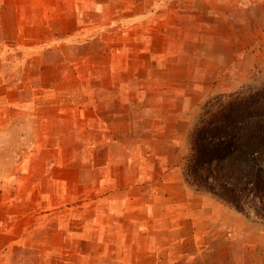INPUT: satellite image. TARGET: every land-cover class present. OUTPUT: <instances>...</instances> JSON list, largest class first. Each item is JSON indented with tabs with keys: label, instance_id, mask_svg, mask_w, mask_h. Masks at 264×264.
<instances>
[{
	"label": "rangeland",
	"instance_id": "374dc122",
	"mask_svg": "<svg viewBox=\"0 0 264 264\" xmlns=\"http://www.w3.org/2000/svg\"><path fill=\"white\" fill-rule=\"evenodd\" d=\"M158 1L146 0L144 3H140L138 8L136 7L139 9L137 11L155 9ZM193 1L188 4L184 3L182 7H177L185 13H191V16L186 14L180 19L170 17V15L169 18H165L156 14L155 17L149 19L150 25L153 26H160L163 23H167L166 25L181 24L182 27L193 29L190 34H168L170 38L178 36L185 38L186 45H188L189 38L192 42L196 41L198 47L192 45L191 42V49H185V52L194 51L198 53L197 57L201 58L206 56V64H201L198 67V80L205 78L202 74L204 73L207 74L209 81H205V85L200 84L201 82L197 83V88L202 89L197 90V97L190 101L180 96L183 93L181 90L187 86L183 83L166 80L167 82L158 81L159 84L155 82L150 85L146 81L137 80L136 76H139V71L144 68L142 66L144 55L141 57L140 50L132 52L134 59L132 60V57L129 59V56L125 66L118 61L116 54H119L120 51L115 50L112 46L115 43L124 45L126 41L130 42L136 37H141L139 34L141 21L136 19L125 21L126 18L121 16L123 15L122 10L119 11V14L114 15L113 13L110 18L102 17L108 15L109 5L110 10L116 9V5L117 7L118 5L122 6L119 1L118 3H110L106 0H0V33L6 37V40L10 41L9 45L14 47L13 40L18 42L15 33L20 26L22 33L29 38V44H43V47L46 48L45 45L49 43L45 40V24L48 25L47 28L60 35L66 31L72 32L74 29L81 30V32H75L70 39L63 41L67 43V46L61 47V44H56L54 48H51L48 51L50 53L38 62L40 63L38 68L37 62L34 64L36 67L33 68V73L37 71L41 77L38 80V89L46 87L56 91L66 89V83L63 82L62 84L61 82L62 73L69 79L68 89L70 91L94 92L107 96L110 86L116 85L118 91H121L132 81L137 83V91L147 89V95L151 97V100H145L149 105L151 103L157 105L161 111L159 122H157L160 129L157 130L156 126L150 124L152 123L150 116L154 114L147 112L145 118H142L140 104L136 107L135 114L136 116L141 115V118L148 122L149 128L154 127L146 139H150V136L155 133L160 135L161 132H165L163 134L165 138L177 136L180 139L182 142L180 161L183 169L181 179L186 182L184 172L191 155L190 133L197 126L204 105L218 96L228 97L246 88L258 89L264 86V0H208L209 5L207 6H204L207 0ZM158 9V11L163 9L171 11L176 9V6L168 1L166 5H161ZM76 24L77 28H75ZM40 41H44V43ZM51 44L53 47L55 43L52 42ZM176 50L171 48L168 53L172 55L174 52H178ZM180 52H184V49L181 48ZM123 54L128 56L127 52L120 53L121 56ZM49 55L53 56L52 62L45 69V63L50 62ZM113 57H115L117 64L112 65ZM168 57L167 55L166 59ZM123 59L125 58H121V60ZM159 79L160 76L158 75ZM184 92H189L187 87ZM116 94L120 95L119 93ZM117 102H119V98ZM53 103L52 109L55 119L59 99H55ZM138 107L140 112H137ZM169 110H173L175 113L171 115ZM6 122L7 118L3 124L4 127L9 125ZM53 123L56 125L55 122ZM163 123L165 126H162ZM17 126L20 131L19 136L23 139L22 143H25V140L28 141L29 135L42 138L46 132L42 125L36 126V129L35 127L31 129L29 122L26 124L22 122ZM184 126L189 128L186 129ZM59 130L58 127H54L51 131L56 142L52 141L53 146H50L52 149L47 152L48 156L53 155L50 159L56 155L59 157L60 154L61 135ZM75 130L70 131V138L77 141ZM83 134L86 135L85 131ZM7 137L9 143H12V133H8ZM161 139L162 143L166 144L167 140ZM69 147V153H71L75 146L72 144ZM43 148L44 146L37 148L36 155L33 157L34 166L31 170L25 166L20 168V172H17L19 168L17 169L16 165L18 163H14L15 166L11 163L13 166L10 168L9 166L6 167L4 163L2 165L3 169L1 170L4 172L0 171V183L4 182L6 186L0 195V206L3 202L6 205L14 201L18 206L12 209H7L5 206L0 212V217L7 214L15 215L12 218L15 220L13 223L9 222L6 227H0V264H241L239 258L242 254L251 255V253H245V251L250 250L248 245L250 244V247L255 246L260 241L261 236L264 235V221L254 218L248 219L228 204L215 199L213 195L202 192L197 194L203 197L206 195L207 198L193 200L192 203L194 204L189 205L193 210L189 213L184 207H174V205L167 204L164 207L162 205L160 220L156 228L150 226L148 231L140 233L138 227L128 222L130 214L126 212L124 206L110 209L107 204V196L94 195L90 192L84 195L80 194L75 185L76 169L80 163L79 158H69L68 161L73 170L68 171L66 182L58 181L61 177L64 178V174L61 176V170L57 166L50 168L49 174L45 176L47 179L42 177L44 175H40L42 165L40 159L45 154V151H42ZM16 149L20 151V154L27 155V146H22L19 150L13 145H6L0 147V153L11 158ZM33 151L34 149H32ZM74 155L76 154L72 153L69 156ZM53 159L57 161L55 160L57 158ZM12 171L16 175H12ZM51 172L53 174L50 177ZM49 178L54 181L53 185L49 186V197L47 200L39 202L40 197L36 192L45 187L44 182L48 183L45 180ZM12 181H14V185ZM34 181L36 182L34 183ZM184 185L196 191L187 182ZM9 187L26 188V193L22 192L20 197L14 194L15 200H11L12 195L8 197L10 193L5 192ZM116 197L119 199L120 195L116 194ZM62 202L66 205L64 206ZM205 203L221 207L223 213L217 216H223L230 222L229 228L223 232L224 238L221 241L209 242V247L194 263L188 262L187 256H185L188 249L189 251L192 250L191 242H187L184 247L178 243L179 246L175 245L177 247L173 249V252L166 250L165 245L162 247L161 243L158 244V241H164L172 235L169 231L166 232L165 225L170 221L169 218H165L166 213L177 214L180 212L183 213V217H186V215L198 213L200 207L203 208ZM180 213L178 214L180 215ZM76 214L83 215L89 221L95 219L103 221L105 241L79 243L64 240V244H62V239L56 228H58L61 219L67 222ZM242 225L244 232L239 230ZM10 231L15 234H11ZM147 233L152 236L150 239L152 242L147 241ZM183 234L191 238L189 231ZM121 236L126 237L127 242L121 241ZM173 236L179 237L177 232ZM137 239H142V241ZM13 240L14 247L12 246ZM129 240L132 243H129ZM131 244L133 247L130 248ZM9 245H11L10 249H6ZM125 247L128 251L133 249V258L118 257L117 253L111 255L113 253L110 251L112 248L116 251L121 249L124 251ZM142 250L144 256H135V251L140 252ZM257 250L259 254H264V248H257ZM82 251L85 256L80 255ZM236 254L238 260L233 257ZM244 264L249 263L246 261Z\"/></svg>",
	"mask_w": 264,
	"mask_h": 264
},
{
	"label": "crops",
	"instance_id": "0c3cea01",
	"mask_svg": "<svg viewBox=\"0 0 264 264\" xmlns=\"http://www.w3.org/2000/svg\"><path fill=\"white\" fill-rule=\"evenodd\" d=\"M118 1L122 6L118 5L117 7L116 5V9L110 10L109 5L108 15L102 17L105 19L110 18L113 16V13L116 15L122 10L123 15L121 16L126 18L125 21H130V19L141 21V26H139L141 37H136L130 42L126 41L124 45L115 43L112 46L115 50H119L120 53H128V56H124V54L121 56L120 53L116 54L118 61L125 66L129 56V59L131 57L132 60L134 59L132 52L140 50L141 57L144 55L142 60L144 68L139 71V76H136L137 80L146 81L150 85L155 82L158 83V81L183 83V85H187L185 88L187 87L189 92L185 93V88L182 90L178 89L183 92L180 96L189 101L197 97V90L202 89L200 87L197 88V83L201 82L200 84L205 85V81H209L207 74L202 72L205 78L198 80V67L201 64H206V56L204 55V58H201L197 57L198 53L194 51L185 52V49L190 50L192 45L198 47L196 41L192 42L189 38L187 41L188 45H186L185 38L181 36L170 38L168 36V34H190L193 29L182 27L181 24L166 25L167 23H163L160 26H153L149 22V19L155 17L156 14L165 18H169L170 15V17H178L180 19L186 14L187 16H191V13H185V11H181L177 7H182L184 3L188 4L193 0H159L155 9L147 11H137L139 10L137 9L138 5L144 3L146 0H106V2L110 3H118ZM168 1L169 3H174L176 9L158 11V8L161 5H166ZM207 5H209L208 0L204 3V6ZM77 10L80 11L79 9ZM47 26L46 24L44 25V30L46 29V33H44L46 35L45 40L49 43L45 45L46 48L43 47V44H29L30 40L22 33L20 26H18L15 33V35L17 34L18 42L13 40L14 47L9 45L10 41L6 40V37L0 33V120H2L0 122V147L13 145L14 147H18L19 150L22 146L28 147L27 155L20 154V151H17V149L11 158L0 153V171L4 172L1 170L3 169V163L6 167L9 166V168L10 166H15L14 163H18L19 166L16 165V168H19L17 172H20V168H24L25 166H28L31 170L34 166L33 157L36 155L37 148L44 146L42 151H45V154L40 159L42 163L40 175H44L42 177L47 179L45 176L49 174L50 168L52 169L54 166H57L61 170V176L64 174V178L61 177L57 180L59 182H66L68 171L73 170L70 167L69 158H79L80 163L76 169L75 185L80 194L84 195L90 192L94 195L107 196V204L110 209L124 206L126 212L130 214L128 222L138 227L140 233L148 231V227L150 226L156 228L160 220L159 216L163 208L162 205L164 207L165 204L174 205V207H184L187 208V213L191 212L193 209L189 205L194 204L192 201L201 200L206 195L204 197L198 195V192L194 191V189L184 185L186 182L181 179L183 169L180 161L182 157L180 146L182 142L177 136L165 138L163 136L165 132H161L160 135L155 133L150 136V139H146L154 127L149 128L148 122L143 119L147 112L154 114L150 116L152 121L150 124L156 126V129L159 130L160 126L157 122H159V113L161 112L157 105L153 103L149 105L147 103V101L151 100V97L147 95V89L137 91V83H133L132 81L130 85L121 91H118L116 85L110 86L107 96L94 92L70 91L68 89L69 79L64 73L61 74L60 78L62 84L63 82L66 83V89L60 91L47 87L38 89V80L41 77L37 71L33 73V68L36 67L34 64L37 62L38 68L40 66L38 62L50 53L48 51L51 48H54L56 44H61V47L67 46V43L63 41L73 37L75 32H81V30L74 29L72 32L66 31L60 35L52 31V29L47 28ZM75 28H77V24ZM40 42L44 43V41ZM52 42L55 43L53 47ZM49 45L51 46L49 47ZM119 46L122 47L119 48ZM171 48L177 49L176 51L178 52H174L171 55L168 53ZM181 48L184 49V52H180ZM167 55L169 56L168 59H166ZM48 57L50 62L45 63V69L50 66L53 56L49 55ZM123 57L126 60H121ZM114 58L115 63L112 62V65L117 64ZM158 75L160 76L159 80ZM142 96L144 97L142 98ZM118 98L119 102H117ZM55 99H59V107H57V116L54 119L52 107ZM139 104L143 119L141 115L136 116L135 114L136 107ZM140 108L138 107L139 110L137 112H140ZM168 112L171 115L175 113L173 110H169ZM6 118V123L9 125L4 127L3 124H5ZM22 122L24 124L29 122L31 129L33 127L36 129V126L42 125L46 130L44 137L37 138L29 135L28 141L25 140V143H22L23 139L19 136L20 131L17 128V125ZM162 126H165L164 123ZM54 127L60 129L61 135L59 157L58 155L53 157L57 158L55 159L57 161H54L53 158L50 159L53 155H47V152L52 149L50 148V146H53L52 141L56 142L53 132H51ZM184 127L186 129L189 128L187 126ZM73 130H75V135L78 138L77 141L70 138V131ZM84 131L86 135L83 134ZM8 133H12V143H9L7 139ZM81 137L83 138L81 139ZM161 138L167 140L166 144L162 143ZM72 144L75 147L69 153V146ZM32 149H34L33 152ZM72 153L76 155L69 156ZM87 167L88 169L86 170ZM13 171L11 174L16 175ZM52 174L51 172L50 177ZM3 175L5 176V174ZM45 181H48V183L44 182L45 187L41 191L36 192L40 197L39 202L48 199L50 193L49 186H52L54 182L51 178ZM121 181H123V184H121ZM12 184L14 185V181H12ZM5 186L4 182L0 183V195ZM5 192L10 193L8 197L12 195L11 200H15V195L20 197L23 194L22 192L26 193V188L9 187ZM116 194L120 195L119 199H117ZM62 204L66 205L63 202ZM5 206H7V209H12L18 205L16 201L6 205L3 202L0 206V212ZM199 210L198 213L186 215V217H183V213L180 212H178L180 215L178 213H166L165 218L170 219L165 225L166 232L169 231L172 235L164 241L159 242L157 240L158 244L161 243L162 247L165 245V249L171 250V252L179 246L177 245L178 243L184 247L187 242H191L192 245L190 246L192 250L189 251L188 249L185 255L190 263H194L200 258L203 251L209 247V242L221 241L224 238L223 232L230 226L228 219L223 216H217L223 213L222 208L218 205L205 203L203 208L200 207ZM14 216L8 214L2 215L0 217V227H6L9 222L13 223L15 221L12 219ZM80 222L82 223L79 225L78 223ZM238 225L241 226V224ZM104 229L105 225L103 221H98V219L89 221L83 215L76 214L72 218H69L67 222L61 219L56 231L62 239V244H64V240L66 242L94 243L105 241ZM239 230H244L243 225ZM187 231L191 233V238L183 234ZM175 232L178 233L179 237L173 236ZM10 233L15 234L12 231ZM146 239H148V242H152L150 240L152 236L149 234ZM208 239L210 240L207 241ZM127 240L126 237L121 236V241L127 242ZM137 240L142 241V239ZM16 241L18 243V240ZM129 243L132 242L129 240ZM12 246H15L14 240L12 241ZM10 247L11 245L7 246L6 249H10ZM129 247H133L132 244ZM248 248L250 250L245 251V253L248 252L251 255L246 256L242 254L244 253L242 251V255L240 254L241 257L239 258L242 262L241 264L246 263V261L249 264H264V254L257 252V248H264V235L261 236L260 241L255 246L250 247L249 244ZM110 251L113 252L111 255L117 253L118 257L126 259L134 257L133 249L128 251L127 247L124 248V251L122 249L116 251L114 248ZM89 253L92 254L90 251ZM143 253V250L140 252L135 251V256H144ZM80 255L85 256V253L82 251ZM233 257L235 260H238L237 254L233 255Z\"/></svg>",
	"mask_w": 264,
	"mask_h": 264
},
{
	"label": "trees",
	"instance_id": "16d2710c",
	"mask_svg": "<svg viewBox=\"0 0 264 264\" xmlns=\"http://www.w3.org/2000/svg\"><path fill=\"white\" fill-rule=\"evenodd\" d=\"M190 143L186 182L264 221V86L208 101Z\"/></svg>",
	"mask_w": 264,
	"mask_h": 264
}]
</instances>
